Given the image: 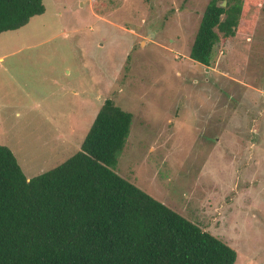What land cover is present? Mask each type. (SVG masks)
<instances>
[{
    "label": "rangeland",
    "instance_id": "rangeland-1",
    "mask_svg": "<svg viewBox=\"0 0 264 264\" xmlns=\"http://www.w3.org/2000/svg\"><path fill=\"white\" fill-rule=\"evenodd\" d=\"M209 1L43 0L0 35V145L33 178L80 150L111 99L133 114L115 171L235 264H264V4L243 0L254 31L218 43L207 67L190 52Z\"/></svg>",
    "mask_w": 264,
    "mask_h": 264
},
{
    "label": "trees",
    "instance_id": "trees-1",
    "mask_svg": "<svg viewBox=\"0 0 264 264\" xmlns=\"http://www.w3.org/2000/svg\"><path fill=\"white\" fill-rule=\"evenodd\" d=\"M45 11L43 0H0V35ZM245 14L243 0H210L191 59L210 67L218 43L252 33L257 15ZM132 122L107 99L80 150L33 178L0 145V264L236 263L235 249L115 171Z\"/></svg>",
    "mask_w": 264,
    "mask_h": 264
},
{
    "label": "water",
    "instance_id": "water-1",
    "mask_svg": "<svg viewBox=\"0 0 264 264\" xmlns=\"http://www.w3.org/2000/svg\"><path fill=\"white\" fill-rule=\"evenodd\" d=\"M225 3V2H224ZM222 6L224 7L225 6V4H222Z\"/></svg>",
    "mask_w": 264,
    "mask_h": 264
}]
</instances>
